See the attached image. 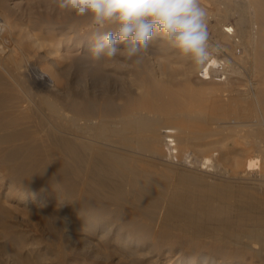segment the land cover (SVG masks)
<instances>
[{"label":"bare ground","instance_id":"1","mask_svg":"<svg viewBox=\"0 0 264 264\" xmlns=\"http://www.w3.org/2000/svg\"><path fill=\"white\" fill-rule=\"evenodd\" d=\"M16 3L19 2L0 0V159H27L20 165L23 169L39 161L42 165L32 171L37 182L65 186L66 197L60 195L56 199L70 226L79 229L76 239L87 245L93 243L92 237L108 240L114 245L111 248L122 253V260L119 257L122 264H146L144 256L156 249L159 254L165 252V256L175 254L169 264H248L236 258L217 260L199 242L190 243L191 249L176 248L172 243L161 248L146 237L156 233L157 226L169 224L171 216L180 218L182 214H174L171 209L180 207L182 202L200 214L199 220L228 217L229 212L215 204V200L192 194L198 183L207 184L212 190L221 183L264 186V0H253L256 12L250 20L240 16L237 27L229 23L222 27L234 39L224 37L220 44L231 51L252 49L255 67L252 66L260 73L253 93L243 97L247 108L241 109L239 105L240 109L235 110L230 107L239 102L232 93L240 88L224 78L221 93H215L212 99L198 96L193 82L191 85L181 82L174 88L155 81L151 94L124 97L115 89L117 82L116 76L112 80V71L97 64L92 69L96 63L90 56L94 42L87 40L78 44L82 61L71 60L67 65L66 61L62 66L63 62L53 58L39 67L40 59L32 48L34 40L28 39L26 43L19 36L18 12L13 8ZM230 12V8L220 10L225 16ZM34 50L37 54L39 49ZM220 56L219 52L214 53L200 67L198 78L210 84L220 70L230 75L241 72L227 57ZM194 86L197 89L199 85ZM244 113L248 118L242 120ZM230 140L233 144L228 143ZM6 144L11 147L7 149ZM246 149L249 152L245 160H238L239 151ZM4 182L13 189L14 182L0 178V186ZM36 190L28 195L22 192L21 199L48 215L53 202L45 189ZM58 215L55 214L57 218ZM181 218L188 226H200L189 215ZM243 221L241 216L234 228L228 221L224 227L236 236L248 237L251 244L234 251L222 246L207 250H217L223 255L235 252L236 256L248 252L264 262V246L253 245L261 241L264 244L263 230ZM157 262L165 264L163 259H153L152 263Z\"/></svg>","mask_w":264,"mask_h":264},{"label":"rangeland","instance_id":"2","mask_svg":"<svg viewBox=\"0 0 264 264\" xmlns=\"http://www.w3.org/2000/svg\"><path fill=\"white\" fill-rule=\"evenodd\" d=\"M14 1L19 2L15 5L11 4L14 6V10L18 12L20 33L19 36L21 37L22 41L26 43L28 39L31 41L34 40L35 44L33 45L34 47L32 46V48H37L40 50H37V54H39L38 56L36 54V50L33 49L36 55L34 56L37 59H40L37 63L39 67H42L41 64H43L44 66L47 62L52 61L51 59L53 58H58L60 60V63L63 62V64H61L62 66H65V64L67 65L71 60L82 61V59L79 58V50L81 49L78 44H80V42H83L84 40L94 42L92 25L88 17H75L69 13L59 11L54 5L53 0H44L45 2L42 0ZM252 2L253 0H199L201 7H203L207 13L206 21L210 44L218 47L217 53L219 52V54H221L220 58L227 57L230 62L234 64L235 68L241 71L240 73L230 75L229 72L224 73L220 70L219 72L222 77L215 76L214 79H211L212 82L208 84L209 81H202L200 78H198V74L201 73L199 72L200 67L195 66L190 58L182 56L176 50L169 47L158 36H154L153 39L149 42V51L147 50V52L143 54V62L141 64L137 65L132 62L122 60V57L117 56L116 58L119 61L114 58L111 61H100V64L99 62H96L93 63L92 69L98 66L101 67V69L105 67V69H109L110 72L112 71V80L114 79V76H116L114 81L118 83L117 84L115 82L116 91L124 97L131 98L151 94L153 91H155L151 87L153 85V82L155 81L157 84L159 82V85L164 83V85H169V87H171V85L173 87L175 86L174 88H178L181 82H183L182 84L188 85H191L190 83L193 82L192 84L199 85L197 86V89L194 85H192L198 96L204 97L206 99L208 96H210L212 99L213 96L215 97L218 93H221V88L224 86V82H226L225 80H227V82H232L234 84L237 83L236 85H238L240 88L239 91L235 92L236 94L234 92L232 93V96L236 100H238L239 104L234 105L235 107L233 108L230 107V109H240L237 107L239 105L241 106V109H245L247 108L246 100H244L243 97H247V95L253 93V91L255 90L254 86L260 78V73L258 74V72L254 68L255 66L253 65L255 64V61H253V58L251 57V54H253V50L250 48H243L239 52L237 50L231 51L222 46L220 44V41L223 40L224 37H228L227 39H229V41H232L234 39L228 36L222 30L224 24L229 23L231 26L233 25L237 27L238 19L240 16L244 17L247 21L252 18L253 14L256 12L254 3ZM224 8H230V14L232 15H221L220 10ZM235 34L237 38L240 37L239 34ZM7 40H9V38H7ZM37 44L39 46H37ZM49 50H52V52L49 53ZM41 51L44 52L42 53ZM40 52L44 55V57L48 52L50 57L47 56L43 58V55L41 56ZM122 61L125 63H123ZM64 62L66 63L64 64ZM104 62L106 64H104ZM107 63H110L112 66L110 64L107 65ZM221 72L223 74H221ZM216 77L217 79H215ZM187 78H189V81L191 82L187 81ZM218 78L221 79L218 80ZM241 80H244V84ZM247 80L249 82H247ZM250 81H252V83ZM213 87L215 88V91ZM208 90L210 93L208 92ZM237 95H239V98L237 97ZM210 97H208V99ZM247 112H251V108L250 111L249 109H247ZM245 113L240 117V119L244 120L248 118ZM230 116L233 117L235 116V114H231ZM228 143L233 144L231 140L228 141ZM5 147L9 149L11 146L9 144H6ZM247 152H249L247 149L240 150L238 154V160L241 159L240 161H244L248 155ZM26 161L27 159H23L22 157L4 160L0 159V178H3L5 181L7 179H10L15 183H12V185L14 184L13 189L9 188L8 182L10 181H8L7 183L4 182L3 185L0 186V264H58L60 262H65V264H122V253L120 252V250H118L119 252H117V250L115 251L116 248H111L114 247V245L108 240L98 241L96 237H92L91 240L93 241V243L96 241L98 244L100 243V245H98L96 242L94 244L91 243L92 245H87L83 244L82 240L76 239L79 229H74L70 226L71 223L66 219L67 216L64 217V215H62L61 203L56 199V197L60 195L62 197H66L65 186L56 183L45 185L37 182V180L34 179L35 177H33L32 175V171L42 164L39 161L35 160L33 162L35 164L34 166H27L23 169L22 167H20V165L22 163H25ZM196 188L197 189H195L192 193L194 196L209 199L211 198V200L213 201L215 200V204L222 206L227 213L229 212V214H227L228 217L222 220L203 217L199 220L198 217L200 216V214L195 210L190 209L182 202V205L180 207H173L171 209V212H173L174 214H182L181 217H183V215H189L193 219V221H199V225L201 227L188 226L184 223L183 218H175L171 216L172 222L170 221V223L165 225V227L157 226L155 229L156 233H151L147 235L146 238L149 241L154 242L156 247L161 248H168L172 243L171 246L174 245V247L176 248H185L186 246L185 249H191L190 243L199 242L206 247L204 251L209 252V254L217 260L231 261L239 259L248 264H264V262L260 258H258L257 256L255 258V256H252L248 252H243L236 256L234 254L235 252L223 255L217 250H207L208 247L219 248L220 246H222L223 248L234 251L236 248L244 246V244H251V241H249L248 237L244 235L236 236L232 233L231 229H226V227H224V223L228 221L233 223L234 228L239 222V218H241V216H244L243 222L247 223L248 226L260 227L264 232V186H254L247 183H233V185L221 183V185L218 184L216 187H214V190H212L209 188V186H207V184L199 185L198 183L196 185ZM228 188L232 190L230 191L228 190ZM39 189H45L44 191L48 193L47 196L50 198V202H53L51 203L50 208H48L50 209L48 215H46L47 212H44L45 214H43L42 210L40 212V209L38 207H34V205L21 199L22 192L25 191L24 193L27 192L28 195L31 190L38 191ZM52 207L54 211L52 210ZM54 212L57 215L59 214L61 217L63 216V218H60L59 215L58 216L60 219L57 218V216L53 214ZM54 218H57L58 221L55 222L54 220L56 219ZM200 222L202 223L200 224ZM196 223L198 224V222ZM210 225L213 227V230ZM55 230H57V233ZM155 234L157 235V237ZM259 243H253V245L257 246L256 248H260L259 246L262 245L261 248H263V241ZM93 248H95V251ZM103 248H107V250ZM99 252H101V255ZM111 253H113V256L111 255ZM165 255V252L159 254L158 250L156 249L152 251L151 254H146L144 256V260L146 264H153V259H163L165 261V264H169L171 258L175 256V254L172 253L168 256ZM119 257L121 258V260ZM154 264H158V262Z\"/></svg>","mask_w":264,"mask_h":264},{"label":"clouds","instance_id":"3","mask_svg":"<svg viewBox=\"0 0 264 264\" xmlns=\"http://www.w3.org/2000/svg\"><path fill=\"white\" fill-rule=\"evenodd\" d=\"M53 3L59 11L90 19L93 62L119 56L139 65L154 36L190 58L197 67L218 51L209 42L207 13L199 0H53Z\"/></svg>","mask_w":264,"mask_h":264},{"label":"built area","instance_id":"4","mask_svg":"<svg viewBox=\"0 0 264 264\" xmlns=\"http://www.w3.org/2000/svg\"><path fill=\"white\" fill-rule=\"evenodd\" d=\"M218 77H222V75H217ZM224 76V75H223Z\"/></svg>","mask_w":264,"mask_h":264}]
</instances>
